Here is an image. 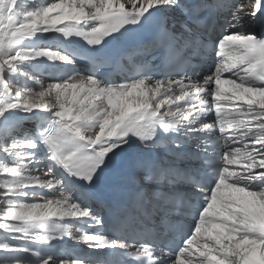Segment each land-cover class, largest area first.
<instances>
[{"label": "snow or ice", "instance_id": "snow-or-ice-1", "mask_svg": "<svg viewBox=\"0 0 264 264\" xmlns=\"http://www.w3.org/2000/svg\"><path fill=\"white\" fill-rule=\"evenodd\" d=\"M0 264H264V0H0Z\"/></svg>", "mask_w": 264, "mask_h": 264}, {"label": "bare ground", "instance_id": "bare-ground-1", "mask_svg": "<svg viewBox=\"0 0 264 264\" xmlns=\"http://www.w3.org/2000/svg\"><path fill=\"white\" fill-rule=\"evenodd\" d=\"M69 244H71V242H69ZM64 245L69 246L67 243H65Z\"/></svg>", "mask_w": 264, "mask_h": 264}]
</instances>
